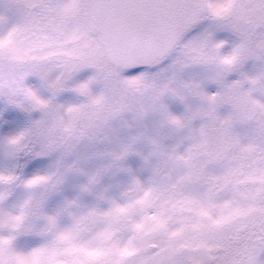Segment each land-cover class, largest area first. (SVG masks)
<instances>
[{
    "label": "rangeland",
    "instance_id": "rangeland-1",
    "mask_svg": "<svg viewBox=\"0 0 264 264\" xmlns=\"http://www.w3.org/2000/svg\"><path fill=\"white\" fill-rule=\"evenodd\" d=\"M8 2L0 0L5 15ZM208 26L205 21L183 40ZM213 39L227 42L223 52L240 42L225 31H213ZM180 57L176 48L158 67L122 71L121 77L143 72L147 79L122 91L123 110L95 120L66 111L68 106L85 105L82 111L102 114L110 103L103 81L89 84L91 95L72 90L96 75L92 67L73 72L55 95L39 76L25 79L24 86L50 101L54 109L42 126L33 123L43 114L32 109L23 96L0 93V175L16 177L11 183H0V238L10 241L0 245V253L11 264H137L136 257L151 249L150 245L168 250L169 240L174 241L176 253L210 249L217 238L215 229L248 211L239 209L222 216L219 197L228 187L219 181L214 187L211 180L234 167V156L240 158L241 167L233 177L240 192H264V177L247 175L255 164L250 153L242 151L258 134L255 121L234 123L231 131L239 143L231 145L218 161L207 163L202 157L193 160L189 168L177 159L192 145L217 134L218 122L202 115L209 105L196 93L221 91V86L209 79L213 74L210 66L189 65L177 71L174 61ZM60 74V69L53 68L49 79ZM262 75L264 60L252 57L230 72L224 85L241 81L242 91H250L252 99L264 103V80L253 86L245 79ZM193 83H199L201 89L184 87ZM164 84L180 91L184 100L171 93L154 100L157 88ZM232 111L231 105L219 104L214 116L224 119ZM169 114L180 124L169 122ZM206 124L207 136H202L201 127ZM25 130L26 138L19 145L8 143L11 136ZM260 147L264 145H258L257 150ZM35 177L47 179L28 186L27 181ZM161 208L170 209L171 215L162 216ZM180 215L198 219L182 230L169 229ZM259 259L264 260V254ZM183 264L213 262L198 256L184 258Z\"/></svg>",
    "mask_w": 264,
    "mask_h": 264
},
{
    "label": "snow or ice",
    "instance_id": "snow-or-ice-1",
    "mask_svg": "<svg viewBox=\"0 0 264 264\" xmlns=\"http://www.w3.org/2000/svg\"><path fill=\"white\" fill-rule=\"evenodd\" d=\"M8 14L0 11V93L9 96L21 95L32 109L43 116L33 124L42 126L54 111L50 101L41 99L31 88L24 86L27 77L37 75L48 83L53 95L63 89L64 81L75 71L84 67L96 69L89 81L77 85L73 91L91 95L89 84L100 80L110 93V103L103 113L82 111L85 105L68 106V113L89 120L101 115L115 114L123 110L122 91L139 86L147 79L146 73L121 77L122 71L135 68L158 67L168 54L179 48L181 57L174 61L179 71L189 65H206L213 69L209 77L221 86V91L196 94L209 107L202 113L208 121L218 122L217 134L192 145L177 159L191 168V162L205 158L207 163L222 159L231 145L239 143L232 134L236 122L255 121L258 134L250 138L242 151L250 153L255 164L249 176L264 177V103L251 98L250 91L241 90V81L224 85L225 77L236 70L245 60H264V0H9ZM209 22L195 36L184 41L192 29ZM212 29V30H209ZM213 31L229 32L239 39L230 51L223 52L225 40L213 39ZM169 67H172L170 65ZM53 68L61 70L60 76L49 79ZM154 79V78H153ZM251 85L264 80L260 77H245ZM188 89H201L199 83L185 84ZM171 93L179 100L184 95L170 89L168 84L158 87L154 100ZM103 98L97 97L93 103ZM219 104L231 105L232 113L224 119L214 116ZM59 108L60 106H55ZM169 122L180 124L175 116L168 115ZM208 125L201 127L202 136H207ZM27 135L21 131L8 139L12 146L19 145ZM234 167L213 176V186L223 182L228 191L219 197L221 215L231 216L234 211L246 209V214L231 223L215 229L217 238L214 247L176 253L174 241L169 240L168 250L163 245L149 249L136 257L137 264H183L184 258L206 256L213 264H264L259 257L264 254V192L259 195L243 194L238 181L233 179L241 167L239 157L233 158ZM16 177L0 175V183H11ZM35 177L27 181L31 186L46 180ZM184 177H181L183 180ZM161 215H171L170 209L161 208ZM17 221L21 217L15 218ZM193 215H180L169 229L182 230L185 224L197 222ZM10 241L0 238V245ZM98 259L97 256L92 257ZM0 264H11L0 253Z\"/></svg>",
    "mask_w": 264,
    "mask_h": 264
},
{
    "label": "water",
    "instance_id": "water-1",
    "mask_svg": "<svg viewBox=\"0 0 264 264\" xmlns=\"http://www.w3.org/2000/svg\"><path fill=\"white\" fill-rule=\"evenodd\" d=\"M150 248H151V249L155 248V245H150Z\"/></svg>",
    "mask_w": 264,
    "mask_h": 264
}]
</instances>
